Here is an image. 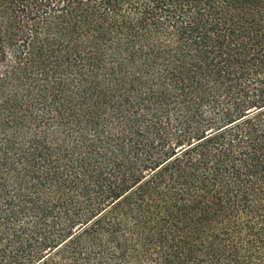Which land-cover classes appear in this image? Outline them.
Here are the masks:
<instances>
[{"label": "trees", "instance_id": "16d2710c", "mask_svg": "<svg viewBox=\"0 0 264 264\" xmlns=\"http://www.w3.org/2000/svg\"><path fill=\"white\" fill-rule=\"evenodd\" d=\"M0 264H264V0H0Z\"/></svg>", "mask_w": 264, "mask_h": 264}]
</instances>
